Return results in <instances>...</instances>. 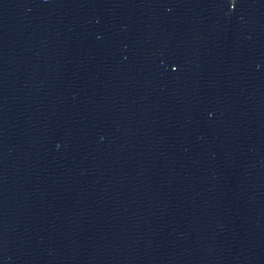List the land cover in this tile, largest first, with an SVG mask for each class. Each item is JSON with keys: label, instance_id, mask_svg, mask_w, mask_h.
Segmentation results:
<instances>
[{"label": "water", "instance_id": "95a60500", "mask_svg": "<svg viewBox=\"0 0 264 264\" xmlns=\"http://www.w3.org/2000/svg\"><path fill=\"white\" fill-rule=\"evenodd\" d=\"M155 264H264V0H98Z\"/></svg>", "mask_w": 264, "mask_h": 264}]
</instances>
